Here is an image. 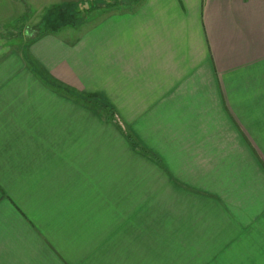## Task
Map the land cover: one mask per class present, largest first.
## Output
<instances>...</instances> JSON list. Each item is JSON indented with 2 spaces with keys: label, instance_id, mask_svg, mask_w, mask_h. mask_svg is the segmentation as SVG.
<instances>
[{
  "label": "crops",
  "instance_id": "1",
  "mask_svg": "<svg viewBox=\"0 0 264 264\" xmlns=\"http://www.w3.org/2000/svg\"><path fill=\"white\" fill-rule=\"evenodd\" d=\"M87 1L0 0V264H264V0Z\"/></svg>",
  "mask_w": 264,
  "mask_h": 264
},
{
  "label": "rangeland",
  "instance_id": "2",
  "mask_svg": "<svg viewBox=\"0 0 264 264\" xmlns=\"http://www.w3.org/2000/svg\"><path fill=\"white\" fill-rule=\"evenodd\" d=\"M80 1H84V0H79V2ZM90 0H88L87 1V4L86 5H88V4H90V2H89ZM95 1H97V3H94L93 2V0H92V5H94V6H105V1H103V0H95ZM111 1H113V0H111ZM121 2L122 3H125V4H122L121 6H120V10H122V11H125V10H132V8H134L137 4L135 3V1L134 0H121ZM80 3H82V2H80ZM95 4H97V5H95ZM79 8V5H77L76 4V2H74V3H71V4H66V7L64 8V10L66 9L67 10V12H68V14H67V16H70V18H73V22H72V24L73 23H75V24H77V22H80V21H83V20H85V19H87V14L86 13H84V12H80V13H75V14H73L74 13V11L75 10H77ZM75 15V16H74ZM73 16V17H72ZM77 17V18H76ZM76 18V19H75ZM74 20H76V21H74ZM23 23H25V21L23 22ZM71 23H69V25H70ZM71 24V25H72ZM69 25L66 27L67 29H66V31L64 32L63 31V34L65 35V33H66V35H69L70 36V38L71 39H73V38H75L76 37V34H75V32H79V30L81 29V27L80 28H73L72 26H70L69 27ZM78 25V24H77ZM89 25L90 24H88V25H84V26H82L83 27V29L84 28H88L89 27ZM79 26V25H78ZM75 27V26H74ZM73 29H75V30H73ZM37 30L35 29V32H36ZM134 246L135 247H138V246H142L141 245V243H139L138 241H135V243H134Z\"/></svg>",
  "mask_w": 264,
  "mask_h": 264
},
{
  "label": "trees",
  "instance_id": "3",
  "mask_svg": "<svg viewBox=\"0 0 264 264\" xmlns=\"http://www.w3.org/2000/svg\"><path fill=\"white\" fill-rule=\"evenodd\" d=\"M136 4L140 3L141 0H134ZM122 4H125V3H122L121 0H113V1H108L106 3V7L110 8V7H119L121 6ZM74 14V13H73ZM73 17V16H72ZM68 25V24H67ZM87 98L88 100H90V98H96V94L94 93H88L87 95ZM105 108H106V111L108 113V118L109 119H112V120H116L118 122V118L116 116V113L113 111V109L107 105H103ZM129 137L131 138V135H129ZM133 144H137L132 138H131Z\"/></svg>",
  "mask_w": 264,
  "mask_h": 264
}]
</instances>
